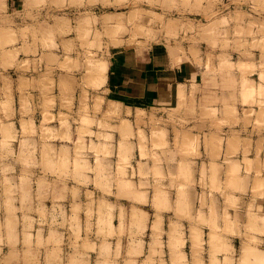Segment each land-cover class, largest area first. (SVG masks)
Masks as SVG:
<instances>
[{
	"label": "rangeland",
	"instance_id": "1",
	"mask_svg": "<svg viewBox=\"0 0 264 264\" xmlns=\"http://www.w3.org/2000/svg\"><path fill=\"white\" fill-rule=\"evenodd\" d=\"M141 63L168 100L112 97ZM263 124L264 0H0V264H264L212 225L264 196Z\"/></svg>",
	"mask_w": 264,
	"mask_h": 264
},
{
	"label": "crops",
	"instance_id": "2",
	"mask_svg": "<svg viewBox=\"0 0 264 264\" xmlns=\"http://www.w3.org/2000/svg\"><path fill=\"white\" fill-rule=\"evenodd\" d=\"M147 66L144 64H137L136 66H127L124 67L120 64H117L115 69L112 71V68L110 69L109 76L112 75L113 79L110 78L111 80H107V87L111 88V90H118L115 92L116 95L113 94V98L115 100H119L121 102H126V103H153L157 102L159 100H168L167 98L169 95H167V92H170L171 85L167 82H162L163 77H171V74H149V72H146ZM185 75L183 69H178L177 68V77ZM223 78H226L227 75L225 73L219 75ZM156 78V79H155ZM126 79H129L127 81ZM132 79V80H130ZM114 80V81H113ZM151 80H154L152 82H162L163 84H151ZM239 80V79H238ZM189 83V82H188ZM115 84V85H114ZM156 86L159 87V94H153V95H148L147 92H149V88H155ZM221 88H226L225 84L221 85ZM119 89H121L122 93H119ZM213 89V94L210 96V100H215L214 98V87ZM161 90V91H160ZM163 90V91H162ZM166 92V96L164 97L163 94ZM118 94L121 96H118ZM209 95V93H208ZM118 96V97H117ZM155 97V98H154ZM164 98V99H163ZM240 95L237 94L236 92L233 93V96H228V100L231 101L230 104L235 102L236 104L239 101ZM207 100L208 96H207ZM211 161L208 160H203L199 161L197 160V165L201 166L203 165L205 168L209 167V164ZM242 165V160L240 161V166ZM224 173V172H223ZM261 180H264V171L261 173ZM224 174H222L221 179L224 178ZM209 174L206 173L203 175L202 180L199 177V173L197 172L196 174V182H199L200 180L202 182H205L207 184V187L205 191H199L196 189L198 192L195 196V215H202L204 222L203 224L198 223L197 226L195 227L197 230L201 231V237L202 234H204V237H202V240L205 242V246H209V234L211 233L210 227L208 222L210 219L208 218L209 215L211 214V208L209 206L210 204V197L209 196V190H208V183L210 182ZM223 177V178H222ZM243 182H245V188L248 190L252 188L253 186V177L251 175H246V176H240ZM224 180V179H223ZM221 180V181H223ZM262 182V181H261ZM246 189V190H247ZM245 190V191H246ZM248 190L246 192H248ZM244 193V192H243ZM203 194V197L201 198V195ZM215 197L218 199L217 203L214 208V215H215V224H212L213 226L216 227L217 233L220 235L221 239H227L231 241V244H236L239 247L242 246H249V247H255L259 249L264 255V196L262 191H256V193L251 194L250 193H244L242 194V197L239 198L240 201V207L239 208H233L231 209L230 207H224L223 206V200L221 201V198L219 195H216ZM200 199L203 200V202H200ZM254 200V202L251 204V202ZM213 210V209H212ZM228 211L229 214L231 215H238L241 216V219H239L237 223V227L232 230V232L228 233L224 230V223H223V214ZM194 214V213H193ZM247 215L253 216V222L255 221L256 225H251L253 223H249L247 225ZM225 222V220H224ZM253 226V227H252ZM213 233V232H212ZM215 235V233H213ZM209 260L208 258L205 261V264H208Z\"/></svg>",
	"mask_w": 264,
	"mask_h": 264
},
{
	"label": "bare ground",
	"instance_id": "3",
	"mask_svg": "<svg viewBox=\"0 0 264 264\" xmlns=\"http://www.w3.org/2000/svg\"><path fill=\"white\" fill-rule=\"evenodd\" d=\"M154 61H155V60H154ZM243 89H244V88H243ZM241 91H243V90H241ZM244 94H245V93H244ZM244 94H243V95H244ZM125 113H126V111H125ZM263 125H264V124H263ZM227 142H228V140H227L225 143H227ZM260 143H261V142H260ZM223 144H224V143H223ZM228 144H229V143L226 144V147L228 146ZM255 144H259V143H255ZM224 145H225V144H224ZM229 145H230V144H229ZM259 145H260V144H259ZM231 146H232V144H231ZM231 146H230V147H231ZM256 146H257V145H256ZM228 147H229V146H228ZM230 147L228 148V151L231 150ZM229 149H230V150H229ZM261 157H263V156H261ZM262 162H263V161H262ZM224 175H225V171H224ZM222 178H223V177H222ZM223 179H224V178H223ZM223 179H221V180H223Z\"/></svg>",
	"mask_w": 264,
	"mask_h": 264
}]
</instances>
